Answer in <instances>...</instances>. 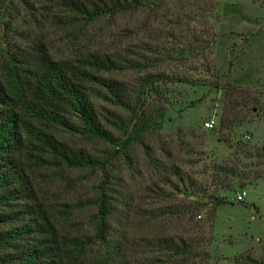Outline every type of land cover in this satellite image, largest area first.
<instances>
[{"label": "rangeland", "instance_id": "rangeland-1", "mask_svg": "<svg viewBox=\"0 0 264 264\" xmlns=\"http://www.w3.org/2000/svg\"><path fill=\"white\" fill-rule=\"evenodd\" d=\"M253 1L264 6V0ZM59 4L60 0H0V89L13 100L30 98L42 59L75 63L91 52L115 54L132 43L125 40L122 28L126 21L122 19L106 17L68 27L60 24L57 18L65 11ZM220 15L218 40L213 47L216 71L208 80L213 86L224 87L233 81L244 84L254 75H264V47H256L264 40V30L257 43L237 57L243 40L251 32L260 31L264 11L247 0H221ZM100 75L130 86L138 85L145 73ZM169 89L162 128L119 153H115V146L91 135L54 130L57 141L105 162V170L62 164L37 167L26 147L27 138L21 135L25 144L18 154L23 165L22 181L29 189L31 208L37 212L30 218L40 224L48 221L55 240L48 237V241L58 245L60 263L237 264L236 257L250 249L253 257L263 259L264 181L248 191L245 204L235 203L237 194L249 187L245 186L247 181L241 175L221 170L236 165L240 174L254 178L264 174V143L258 146L249 138L253 123L242 129L234 126L229 132L221 128V120H232L228 111L234 101L238 105L233 113H239L246 122L255 120L254 106L260 109L257 115L261 117L264 96L259 97L258 104L246 102L248 93L244 90L230 89L226 95V90L210 85L185 83ZM115 111L126 119L125 112ZM210 120L215 121V127L205 129L204 124ZM73 121L82 128L78 120ZM106 128L124 139L118 125ZM220 132L230 142L221 141ZM228 184L234 186L233 190L228 189ZM101 192L107 206L104 215L95 203L102 198ZM217 196L224 198L227 205L217 208L214 217ZM26 205L22 198L14 208L7 206L0 213L22 210ZM29 220L23 216L15 223L0 225V233L29 224ZM27 238L30 244L47 240L46 236ZM167 242L176 246L189 243L194 254L179 256L167 247ZM9 253L0 248V264H13L8 262Z\"/></svg>", "mask_w": 264, "mask_h": 264}, {"label": "trees", "instance_id": "trees-1", "mask_svg": "<svg viewBox=\"0 0 264 264\" xmlns=\"http://www.w3.org/2000/svg\"><path fill=\"white\" fill-rule=\"evenodd\" d=\"M59 6L65 15L57 20L66 27L106 17L126 21L122 32L125 40L132 43L115 54L91 52L75 63L48 57L42 59L30 98L13 100L0 89V210L7 206L14 208L22 198L27 202L22 210L0 213V225L15 223L23 216L30 219L29 224L0 233V248L10 251L8 262L13 264H62L58 261L61 258L58 245L52 246L54 243L48 241V237L54 240L48 221L40 224L30 218L37 212L31 208L29 189L22 181L23 165L18 154L25 144L21 135L27 138L26 147L37 167L62 164L68 168L105 170V162L87 152L73 151L57 141L54 130L61 128L91 135L115 146V153H119L129 144L162 128L166 120L169 86L182 83L210 85L226 90V95L230 89L244 90L242 92L248 93L245 101L258 104L261 103L259 97L264 96V92L256 88L229 84L213 86L208 80L216 71L213 47L218 40L216 26L221 21V0H60ZM128 71H141L145 76L138 85L129 86L100 75L101 72ZM97 102L103 105H97ZM234 102V107L228 111L232 120H221V128L229 132L234 126L246 122L239 113H233L238 105L237 101ZM107 106L125 112L126 119ZM252 111L258 114L260 109L254 106ZM73 120H78L82 128H77ZM116 120L120 123L117 124ZM106 125H118L124 139L115 136ZM224 137L220 132L219 139L230 142ZM221 171L232 176L241 175L247 181L245 186L264 178V174L255 178L240 174L236 165ZM227 187L233 190L234 186L228 184ZM101 196L95 203L100 207V214L104 215L107 207L105 194L101 192ZM225 204L224 198L215 197L213 216L217 208ZM30 235L46 236L47 240L30 244L27 238ZM167 247L179 256L194 254L186 242L181 246L167 242ZM236 261L237 264L243 261L264 264V257L256 259L250 249L236 257Z\"/></svg>", "mask_w": 264, "mask_h": 264}, {"label": "crops", "instance_id": "crops-1", "mask_svg": "<svg viewBox=\"0 0 264 264\" xmlns=\"http://www.w3.org/2000/svg\"><path fill=\"white\" fill-rule=\"evenodd\" d=\"M249 3H251L252 5L258 7L260 10L264 11V6H261L258 2H255L253 0H247ZM264 19V17L262 18ZM264 30V22H263V25L261 26V29L259 32H257L256 34H254L253 32H251L244 40H243V47H242V51L237 54V57H239L241 54H244V52L248 49H250L251 47H253V45L255 43H257L258 41V38L261 34V32H263ZM256 47H264V40H262V43L260 46H256ZM255 47V48H256ZM262 54L264 55V51L262 52ZM261 54V55H262ZM234 62V60H233ZM233 62L230 64V70L233 68ZM229 83V82H228ZM229 84H233L235 86H238V87H243V88H256V89H259L261 91L264 92V75L263 74H257V75H254L251 80L247 83H238V82H235L233 81V83H229ZM264 107V105H263ZM264 111V110H263ZM255 115H256V118L255 120L251 121V122H246L243 126H241L239 129H242L244 127H249L252 123H253V130H252V134L249 135V138H251V140L253 141V143H255L256 145L260 144V143H264V116H261L259 117L256 112L254 111L253 112ZM259 146V145H258ZM264 181V178L263 179H259L254 185H251L249 186L248 188H246L245 190H243L245 192V195L243 197V201H237L235 199H233V201L235 203H243L245 204L246 203V198L248 197L249 195V190L250 189H255V188H258V186L260 185V183ZM232 204V202L230 203ZM254 204V203H253ZM227 205V204H225ZM257 205V206H256ZM256 205L255 207L258 208L257 210L260 211V204L258 201H256ZM221 206H224V205H221ZM219 206L218 209L221 207ZM218 209H217V212H218ZM237 255V254H236Z\"/></svg>", "mask_w": 264, "mask_h": 264}, {"label": "built area", "instance_id": "built-area-1", "mask_svg": "<svg viewBox=\"0 0 264 264\" xmlns=\"http://www.w3.org/2000/svg\"><path fill=\"white\" fill-rule=\"evenodd\" d=\"M215 127V121L214 120H210V121H207L205 124H204V128L205 129H213ZM245 195V192L242 191L241 193H238L237 196H236V200L237 201H243V197Z\"/></svg>", "mask_w": 264, "mask_h": 264}]
</instances>
